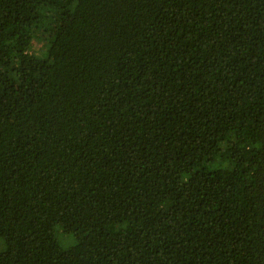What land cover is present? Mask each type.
<instances>
[{"label": "trees", "instance_id": "16d2710c", "mask_svg": "<svg viewBox=\"0 0 264 264\" xmlns=\"http://www.w3.org/2000/svg\"><path fill=\"white\" fill-rule=\"evenodd\" d=\"M0 264H264V0H0Z\"/></svg>", "mask_w": 264, "mask_h": 264}, {"label": "rangeland", "instance_id": "374dc122", "mask_svg": "<svg viewBox=\"0 0 264 264\" xmlns=\"http://www.w3.org/2000/svg\"><path fill=\"white\" fill-rule=\"evenodd\" d=\"M58 240L60 241L59 243L65 250L71 251L75 248L74 240L68 235L59 234Z\"/></svg>", "mask_w": 264, "mask_h": 264}]
</instances>
